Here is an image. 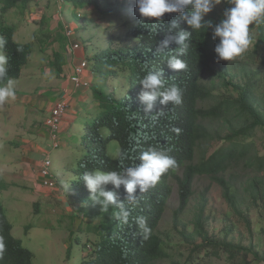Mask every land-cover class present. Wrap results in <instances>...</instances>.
<instances>
[{"label":"trees","instance_id":"16d2710c","mask_svg":"<svg viewBox=\"0 0 264 264\" xmlns=\"http://www.w3.org/2000/svg\"><path fill=\"white\" fill-rule=\"evenodd\" d=\"M62 2L74 10L94 8L103 18L114 17L124 11L137 22L124 35L121 45H114L115 37L111 35L110 46L94 60V71L106 79L125 76L129 88L121 99H116L115 92L107 94L96 88L91 90L99 114L82 140L86 150L79 161L77 179L73 181L75 193L72 201L86 206V214L99 223L88 225L86 232L96 239H88L86 247L89 250L86 252L83 250L85 244L82 239L74 238V247L83 246L79 254L83 257L81 264H250L248 257L251 250L226 241H217L209 235L205 227V194L190 224L193 225L192 231L182 218L195 194V181L203 176L222 188L224 199L235 211L240 206L238 194L241 189L254 204H260L264 209V153L252 141L256 130L264 128V100L259 92V67L264 68V23L250 26L252 45L245 53L231 61H223L218 59L214 51L219 40L214 38L213 29L192 30L186 22L179 20L178 13H166L156 20L140 17L135 0ZM9 7L6 4L2 11L6 12ZM230 7L231 4L226 9ZM223 17L224 14L220 17L214 12L204 19L217 24ZM173 20H179L177 28H171ZM104 22L107 25V21ZM86 24L83 21L81 30L88 27ZM64 30L66 35L59 36L65 40L64 45H79L81 48L80 43H83L82 47L85 48L88 41L84 37L79 38L76 31L68 36L65 25ZM182 30L192 33L186 41L188 47L185 54L179 57L187 63V68L173 70L167 61L177 55L181 46L172 42L159 54L156 49L166 36L174 37ZM0 36L7 40L2 51L8 57V76L19 79L32 54V45L16 42L14 30L1 23ZM61 65L58 61V71ZM153 69L163 70L167 83L176 84L182 89L180 105L169 103L163 106L158 99L154 112L145 113L146 105L139 100L142 91L139 82ZM130 85L136 89L133 91ZM161 108L162 112L159 111ZM174 128L180 129L179 134L173 131ZM112 142L119 144L124 159H120V155L113 159L108 154L107 149ZM219 142L223 145L211 152L213 145ZM151 147L166 150L176 159L177 167L164 173L159 182L146 192L140 193L137 189L135 195L139 197V202L132 208L128 223L124 224L116 218L118 209L115 206L103 212L101 205L90 199V192L82 176L93 170L123 171L139 163L140 154ZM235 170L245 173L243 183H236ZM174 185H177L179 194L178 207L173 211L174 228H182L180 234L185 242L183 248L187 246L189 249V255L183 261L174 260L176 252L166 244L160 233V224L173 195ZM7 187L0 182V194ZM106 189L117 192L118 202H126L127 193L123 185L115 189L109 184ZM138 216L147 218V224L152 230L148 239L143 238V232L136 224ZM32 228L33 225L28 230ZM12 230L13 226L0 201V237H3L6 244L0 264H33V252L13 236ZM67 262L70 264L71 261Z\"/></svg>","mask_w":264,"mask_h":264},{"label":"rangeland","instance_id":"374dc122","mask_svg":"<svg viewBox=\"0 0 264 264\" xmlns=\"http://www.w3.org/2000/svg\"><path fill=\"white\" fill-rule=\"evenodd\" d=\"M6 4L11 7L3 12L2 7ZM228 5H230V0H221L207 16H211L214 12L220 17L223 16ZM125 13L122 11L117 16L103 18L94 8L74 10L62 0H0V23L14 30L16 42L32 45V54L25 66L22 78L14 79L18 88L15 99H9L5 107L3 106V111H5L3 119L5 120L0 122V182L8 187L0 194V201L13 226V236L20 239L24 247L33 252V264H69L67 261H71L70 264H81L83 257L80 256V250L83 246L74 247V238H81L85 244L83 250H89L86 247L88 239L94 241L96 238L86 232L88 225L99 223L98 220H93L90 215L86 214L88 213L86 206L75 204L72 201L75 193L73 181L77 179L76 171L79 161L84 157L86 150L82 140L87 135L94 118L99 114L98 107L90 104L91 99L90 102L80 103L78 106V117L70 131L75 138L73 143L65 148L61 146L54 149L51 140L48 142L51 144L48 151L52 161L50 170L59 186L54 190L47 189L42 186L40 178L41 188L34 183L24 181L21 174L23 172L22 150L25 146L23 141L29 139L31 140L29 143H38L40 134L47 131L50 135L46 121L51 114L46 118L44 125L35 121L36 118H41L42 113H45L50 100L53 101L54 97L58 100L55 92L62 83V79L57 76L53 67L56 59L58 60L57 55L63 57L68 50V46L63 44L65 40L59 36L66 35L65 25L68 36L76 31L79 38L84 37L88 41L85 44V59L89 60L91 65L95 63L97 55L110 46L111 35L115 37L114 45H121L124 35L137 23L127 15V12ZM99 17L102 20L99 21ZM83 21H86L88 25L85 30H81L80 26ZM104 21H107V25ZM70 48L73 47L70 46ZM259 68L261 76L259 92L264 100V68ZM49 70L51 75L47 74ZM208 76L207 74L206 79ZM213 77L212 74L211 78ZM101 81H103L100 84L103 86L102 90L107 94L115 92L116 99H121L128 93L129 84L125 76L108 77V79L103 77ZM130 87L133 91L136 89L133 85ZM24 96L25 99L26 96L31 98L27 97L28 102H24L22 101ZM16 98L21 101L17 102ZM34 101L37 104L33 106ZM8 123L11 127H8ZM32 126L37 127L39 134L32 131ZM252 141L263 154L264 128L256 130ZM222 145V142L214 144L211 152ZM107 151L113 159L118 158L121 152L116 142L109 144ZM233 173L237 180L236 183H243L245 173L236 170ZM194 190L193 199L182 218L186 226L194 221L201 197L205 194L207 200L205 227L212 239L245 247L251 250L248 257L250 264H264L263 207L260 204H254L253 200H250L246 192L241 189L238 194L240 206L238 211H235L224 199L222 188L204 176L196 179ZM178 195V187L174 185L173 195L160 224V233L166 244L173 247L172 250L176 252L174 260L183 261L189 255V249L187 246L183 248L185 242L180 234L182 228L176 230L173 223V211L177 209L179 202ZM31 225L34 228L28 230ZM188 228L192 231L193 225ZM69 248L71 249L70 259L67 258ZM72 255L75 256L73 259ZM163 264H170V262Z\"/></svg>","mask_w":264,"mask_h":264},{"label":"clouds","instance_id":"9594fccd","mask_svg":"<svg viewBox=\"0 0 264 264\" xmlns=\"http://www.w3.org/2000/svg\"><path fill=\"white\" fill-rule=\"evenodd\" d=\"M220 2L221 0H135L138 14L142 18L159 20L166 13H178L179 20L186 22L192 30L213 29L214 38L219 40L214 49L218 59L231 61L245 53L252 45L250 26L254 23L257 25L264 23V0H230L232 7L225 10L224 17L219 23L205 21V16ZM179 20H173L171 28H177ZM191 35V32L182 30L174 37L166 36L156 49L159 54L164 52L172 42L181 46L177 55L168 59L169 68L173 70L187 68V63L179 57L185 54L188 47L186 41ZM6 44L5 37L0 36V105L9 99L14 100L16 96V81L8 76V57L2 51ZM94 66L95 63H91L89 70L94 71ZM47 74L51 75V71L49 70ZM139 83L142 86L139 100L146 105L145 113L154 112L158 99L159 104L163 106L169 103L174 105L182 103V89L176 84H168L161 69L149 70ZM159 111L162 112L163 109ZM173 131L179 134L180 129L174 128ZM119 155L120 159L125 158L124 154ZM139 161L123 171L93 170L85 172L82 176V181L90 192V199L100 204L103 212H107L110 206H115L118 209L115 216L124 224L128 223L132 208L139 202V197L135 195L137 189L140 193L146 192L159 182L164 173L177 167L174 157L166 150L156 147L142 152ZM109 184L115 189L123 185L127 193L126 202H118L117 192L106 189ZM136 224L142 230L143 238L148 239L152 230L147 224V218L136 217ZM5 251V241L3 237H0V258Z\"/></svg>","mask_w":264,"mask_h":264},{"label":"crops","instance_id":"0c3cea01","mask_svg":"<svg viewBox=\"0 0 264 264\" xmlns=\"http://www.w3.org/2000/svg\"><path fill=\"white\" fill-rule=\"evenodd\" d=\"M74 41L76 42V40ZM82 44L83 43H80L81 48L77 51H73L70 48V46H68V50L65 52L66 55L64 54L63 57L61 58L59 57L58 60L56 59L53 69L56 70L57 76H59L62 79V83L59 86L57 85L58 89L55 92L58 100H55V97L53 101L50 100L49 101L50 105L49 107H47L45 113H42V116H40L41 118H36V121H35L36 123L41 122L44 125L45 120L50 114L51 109L53 107L51 106V104H54L57 101H63V100L68 101L71 105V110L68 112V114L66 115L64 119V122L62 124L61 134H60V139L63 143L64 148L68 147L71 143H73L72 141L75 139L73 138L70 131L72 129V126L75 124V121L77 120V117H78L77 109L80 103L90 102V99H91L90 104L95 105V107H98L94 103L92 91L87 90L85 88H78L71 81V77L75 74V68L80 64V62L83 59L86 58L85 48L82 47ZM58 61L60 64H62L60 71H58L57 69ZM25 69L26 68L24 67L20 78H22L23 72H25ZM83 78L92 83V89H95V88L99 90L103 89V86L100 85L103 82L101 81L103 77L97 71L88 70L84 73ZM17 89L18 88L16 87L15 91H17ZM27 97L29 96H26V99H25V96H24L22 101L28 102ZM16 101L19 102L21 101V99L18 100V98H16ZM32 104L34 106L35 104H37V102L34 101ZM0 106H1V113H0V122H1L2 120H5L3 119V113L5 112L3 111V106L5 107V103ZM2 127L7 128V126H4V125H2ZM8 127H11L10 123H8ZM36 128L37 127L35 128L33 127L32 131H36L35 134H39ZM39 140L40 142L38 143H35V142L29 143V141H31L29 139H26L23 141L25 142V146H24V149L22 150L23 159L21 161V166H22L23 172L21 174H22L24 181L34 183L36 186L41 187V184H40L41 177L38 171H39L40 165L45 155L49 154L48 151H49L51 144H48V142L49 140H51V138H50V135L47 134V131H45L43 134H40ZM40 196H43V194H40ZM62 201L65 202L64 199H62Z\"/></svg>","mask_w":264,"mask_h":264},{"label":"built area","instance_id":"2783aa9c","mask_svg":"<svg viewBox=\"0 0 264 264\" xmlns=\"http://www.w3.org/2000/svg\"><path fill=\"white\" fill-rule=\"evenodd\" d=\"M80 49L79 45H74L72 50ZM91 69L90 62L88 60H82L80 64L75 68V74L71 77V81L78 88L91 89L92 84L90 81L83 78L86 71ZM71 110V105L68 101H58L51 109V116L47 118L46 126L50 133L52 148L58 149L63 146L60 139V134L62 130V124L68 112ZM50 154H46L39 168V175L42 179L41 184L47 189L54 190L59 186L58 181H56L51 173L52 161L50 159Z\"/></svg>","mask_w":264,"mask_h":264},{"label":"bare ground","instance_id":"6f19581e","mask_svg":"<svg viewBox=\"0 0 264 264\" xmlns=\"http://www.w3.org/2000/svg\"><path fill=\"white\" fill-rule=\"evenodd\" d=\"M7 245H8V244H7ZM10 245H11V244H10ZM8 256H9V255H8ZM4 260H5V259H4ZM9 263H11V262H9ZM9 263H8V264H9ZM16 264H17V263H16Z\"/></svg>","mask_w":264,"mask_h":264}]
</instances>
